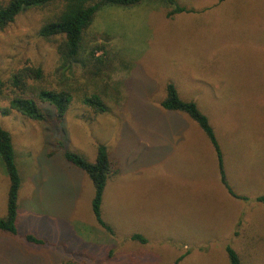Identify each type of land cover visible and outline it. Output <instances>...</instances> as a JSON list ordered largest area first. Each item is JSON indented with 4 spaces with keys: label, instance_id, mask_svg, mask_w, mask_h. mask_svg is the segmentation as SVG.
Segmentation results:
<instances>
[{
    "label": "rangeland",
    "instance_id": "1",
    "mask_svg": "<svg viewBox=\"0 0 264 264\" xmlns=\"http://www.w3.org/2000/svg\"><path fill=\"white\" fill-rule=\"evenodd\" d=\"M193 12L166 17L163 0L104 6L84 30L87 66L60 69L56 42L38 35L51 6L31 9L0 30V79L23 66L75 89L62 122H46L0 101V127L11 135L21 179L15 235L0 232V264H264V0H176ZM65 75L61 77L59 72ZM194 101L223 153L222 186L208 139L187 116L160 106L164 87ZM97 94L95 114L82 104ZM104 145L119 171L109 177L94 221L88 177L65 163L64 150L94 162ZM8 177L0 160V218ZM33 235L43 245L26 242ZM139 234L146 242L132 241Z\"/></svg>",
    "mask_w": 264,
    "mask_h": 264
},
{
    "label": "trees",
    "instance_id": "2",
    "mask_svg": "<svg viewBox=\"0 0 264 264\" xmlns=\"http://www.w3.org/2000/svg\"><path fill=\"white\" fill-rule=\"evenodd\" d=\"M142 1L144 0H0V30L11 24L16 19L15 17L28 10L51 6L55 11L54 18L40 27L38 35L45 40L53 39L55 42L60 38L55 46L61 61L60 69L73 74L72 69L75 66L85 67L93 60L100 63V60L95 59L94 56L102 48L96 46L90 52L85 53L82 42L84 30L91 25L99 9L104 6L132 7ZM163 1L168 8L167 18L180 13L193 12L191 9L180 6L176 0ZM57 71L61 77L65 75L63 71ZM75 91L71 85L66 86L64 80H49L40 67L23 66L6 79H0V101L8 103V107L1 110V113L7 115L10 111H15L29 120L44 123L47 117L41 106L45 105L54 113L53 119L62 122L76 94ZM164 91L165 95L160 103L161 108L167 112L183 114L198 126L214 150L217 160L216 169L221 184L233 198L247 200L246 197L236 195L227 182L223 154L207 117L194 101L181 99L172 83L166 84ZM81 102L95 114H103L107 111V106L97 94L84 96ZM62 158L65 163L83 172L90 180L93 187L91 212L94 221L106 233L112 235V228L102 219L101 202L109 177L119 171L117 162L108 156L104 145H97L95 161L92 163L68 150L63 151ZM0 160L8 177L6 215L0 218V232L15 235L21 179L14 161L11 135L1 127ZM256 202L264 205V195L258 196ZM24 239L34 245L44 244L43 240L33 235L27 234ZM130 239L141 244L146 242L145 238L139 234H133ZM225 253L228 264H242L239 254L230 246L225 248ZM179 260L180 258L177 262Z\"/></svg>",
    "mask_w": 264,
    "mask_h": 264
},
{
    "label": "crops",
    "instance_id": "3",
    "mask_svg": "<svg viewBox=\"0 0 264 264\" xmlns=\"http://www.w3.org/2000/svg\"><path fill=\"white\" fill-rule=\"evenodd\" d=\"M192 101V100H191ZM193 122V121H192ZM213 128V127H212ZM206 137V136H205ZM212 147V146H211ZM213 149V148H212ZM214 151V150H213ZM222 151V150H221ZM223 154V153H222ZM216 157V156H215ZM217 161V160H216ZM223 162H224V160H223ZM225 170V169H224ZM223 186V185H222ZM225 189V188H224ZM227 192V191H226ZM243 197H245V196H243ZM247 198V197H246Z\"/></svg>",
    "mask_w": 264,
    "mask_h": 264
}]
</instances>
